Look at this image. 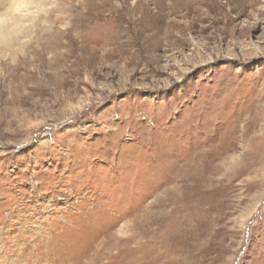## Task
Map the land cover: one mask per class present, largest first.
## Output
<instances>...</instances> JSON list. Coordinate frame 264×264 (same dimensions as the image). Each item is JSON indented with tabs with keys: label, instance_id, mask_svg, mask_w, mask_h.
Here are the masks:
<instances>
[{
	"label": "rangeland",
	"instance_id": "obj_1",
	"mask_svg": "<svg viewBox=\"0 0 264 264\" xmlns=\"http://www.w3.org/2000/svg\"><path fill=\"white\" fill-rule=\"evenodd\" d=\"M0 13V264H264V0Z\"/></svg>",
	"mask_w": 264,
	"mask_h": 264
},
{
	"label": "bare ground",
	"instance_id": "obj_2",
	"mask_svg": "<svg viewBox=\"0 0 264 264\" xmlns=\"http://www.w3.org/2000/svg\"><path fill=\"white\" fill-rule=\"evenodd\" d=\"M3 20V18H2V13H0V22ZM18 24L19 25H22V24H20V23H16V24H13L12 26H11V28L12 29H14V30H16L17 28H18ZM10 29V28H9Z\"/></svg>",
	"mask_w": 264,
	"mask_h": 264
}]
</instances>
